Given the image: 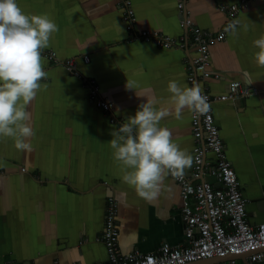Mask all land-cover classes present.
<instances>
[{
	"label": "crops",
	"instance_id": "1",
	"mask_svg": "<svg viewBox=\"0 0 264 264\" xmlns=\"http://www.w3.org/2000/svg\"><path fill=\"white\" fill-rule=\"evenodd\" d=\"M241 1L185 0L179 10L178 0H130L133 29L178 38L188 33L180 24L187 16L195 26L216 33L227 20L219 6ZM16 2L25 14H47L57 24L59 31L46 49L60 60L75 58L79 75L44 58L47 77L27 106L35 133L31 150L18 151L11 138L0 137V264H107L100 237L109 198L116 204L117 243L123 253L184 244L178 185L168 175L159 196L148 201L124 183L122 165L108 144L111 132L118 130L109 119L124 123L140 104L154 99L156 107L169 111L161 126L192 155L191 111L185 109L182 119L175 118L168 83L175 80L190 87L187 65L194 48L131 40L118 0ZM238 7V35L226 33L209 49L212 76L207 84L213 97L225 94L233 80L250 91L210 105L246 199L247 222L256 226L264 223V67L255 61L253 41L264 35V0H247ZM84 54L88 61L81 59ZM86 78L95 80L99 95L112 102L110 112L89 98ZM127 81L133 82L132 89ZM202 180L213 182L206 174ZM246 260L235 259V264H253Z\"/></svg>",
	"mask_w": 264,
	"mask_h": 264
},
{
	"label": "built area",
	"instance_id": "2",
	"mask_svg": "<svg viewBox=\"0 0 264 264\" xmlns=\"http://www.w3.org/2000/svg\"><path fill=\"white\" fill-rule=\"evenodd\" d=\"M118 1L122 13L121 19L131 40L152 43L162 48L183 49L188 45L194 48L195 56L187 65V80L190 87L194 83L201 86L209 104L212 100L230 101L237 94L242 96L250 94L241 81L233 80L228 84V91L225 94L213 97L207 84V80L212 76L209 70V49L217 41L224 39L225 27L230 21L236 20L238 6H246L247 0H242L240 5L219 6V11L225 14L227 20L216 33L195 26L189 17L185 16L180 20V24L188 33L178 38L158 31H135L133 29L135 15L130 0ZM178 1L177 8L181 10L185 0ZM43 57L61 64L70 74L79 75L75 58L60 60L56 52L51 49H44ZM81 59L88 61L89 57L84 54ZM83 82L88 88L89 98L104 112H110L113 104L99 95L96 81L86 78ZM109 120L117 124V129L123 124L114 116ZM190 126L193 139V164L181 179L170 175L179 187L185 243L177 246L163 243L156 251L149 253H141L138 250L123 253L117 243L116 204L112 198H109L104 229L100 237L106 248L107 264H188L240 254H247L250 263L262 262L264 223L251 226L247 222L246 199L241 192L235 171L226 157L225 147L212 111L210 110L206 115L190 112ZM208 155H212V159ZM205 174L212 177L213 182L202 180ZM214 264H235V258Z\"/></svg>",
	"mask_w": 264,
	"mask_h": 264
},
{
	"label": "clouds",
	"instance_id": "3",
	"mask_svg": "<svg viewBox=\"0 0 264 264\" xmlns=\"http://www.w3.org/2000/svg\"><path fill=\"white\" fill-rule=\"evenodd\" d=\"M238 19L230 21L224 31L238 35ZM244 31L248 25H243ZM59 31L47 15L25 14L16 0H0V137L11 138L18 151H30L35 135L29 125L27 106L41 90L47 77L43 50L49 47L52 35ZM258 49L254 54L258 66L264 67V35L253 41ZM132 81L127 87L132 89ZM168 91L174 102V115L182 119L185 109L198 115L211 110L208 98L200 85L181 86L170 80ZM138 95V94H137ZM154 99L139 105L108 144L113 156L122 165V181L133 187L145 200H155L168 175L181 179L193 164V156L182 149L167 127L160 122L169 115L166 108L156 107Z\"/></svg>",
	"mask_w": 264,
	"mask_h": 264
},
{
	"label": "water",
	"instance_id": "4",
	"mask_svg": "<svg viewBox=\"0 0 264 264\" xmlns=\"http://www.w3.org/2000/svg\"><path fill=\"white\" fill-rule=\"evenodd\" d=\"M263 251H264V249H263ZM246 257H247V254L229 255V256H226L225 258H213V259H210V260L196 261V262L188 263V264H197V263L212 264V263H215L216 261H223V260H227V259H230V258H235V259L239 258V259L242 260V262L245 263V262H247ZM262 264H264V258L262 259Z\"/></svg>",
	"mask_w": 264,
	"mask_h": 264
}]
</instances>
